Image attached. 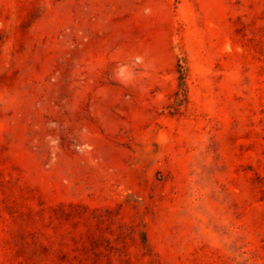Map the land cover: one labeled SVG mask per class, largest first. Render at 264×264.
<instances>
[{
	"label": "rangeland",
	"instance_id": "1",
	"mask_svg": "<svg viewBox=\"0 0 264 264\" xmlns=\"http://www.w3.org/2000/svg\"><path fill=\"white\" fill-rule=\"evenodd\" d=\"M0 264H264V0H0Z\"/></svg>",
	"mask_w": 264,
	"mask_h": 264
},
{
	"label": "trees",
	"instance_id": "2",
	"mask_svg": "<svg viewBox=\"0 0 264 264\" xmlns=\"http://www.w3.org/2000/svg\"><path fill=\"white\" fill-rule=\"evenodd\" d=\"M178 72H179V78H180V88L182 89V91H184V83H183V74L184 73H183L181 65H179Z\"/></svg>",
	"mask_w": 264,
	"mask_h": 264
}]
</instances>
